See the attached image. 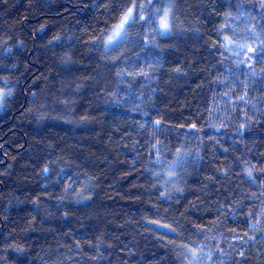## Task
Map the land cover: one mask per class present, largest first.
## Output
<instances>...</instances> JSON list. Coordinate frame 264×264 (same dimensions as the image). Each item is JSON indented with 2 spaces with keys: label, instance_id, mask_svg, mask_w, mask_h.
<instances>
[{
  "label": "trees",
  "instance_id": "obj_1",
  "mask_svg": "<svg viewBox=\"0 0 264 264\" xmlns=\"http://www.w3.org/2000/svg\"><path fill=\"white\" fill-rule=\"evenodd\" d=\"M105 2H0V37H13L10 55L0 47V75L19 78L0 112V264H182L172 239L219 246L225 254L212 264H236L241 250L250 264H264V241L241 247L239 240L249 232L243 213L264 208L250 198L258 185L236 175L239 168L222 175L236 157L255 160L264 153V81L210 46L226 14L236 17L235 6L249 0H179L200 31L161 39L157 49H134L140 64L158 61L149 80L116 77L123 64L113 66L102 47L85 43L104 28ZM65 53L72 56L69 65L61 62ZM245 84L247 105L237 101ZM240 109L257 113L242 135ZM156 120L161 128L153 137ZM191 123L203 131L193 135ZM157 139L163 142L158 162ZM178 147L190 154L170 178ZM37 197L38 205L32 203ZM202 232L215 239L205 241ZM97 238L98 261L86 247Z\"/></svg>",
  "mask_w": 264,
  "mask_h": 264
},
{
  "label": "snow or ice",
  "instance_id": "obj_2",
  "mask_svg": "<svg viewBox=\"0 0 264 264\" xmlns=\"http://www.w3.org/2000/svg\"><path fill=\"white\" fill-rule=\"evenodd\" d=\"M0 2L7 4L8 0H0ZM101 7L108 16L104 21V28L85 43L91 48L102 47L105 53L104 59H110L113 66L123 64V67H120L115 73L116 77L121 79L143 77L145 80H149L157 71L158 61L149 62L145 59L144 64H140V52H134V49L139 48L141 51L157 49L160 47L161 39L182 36L187 32L199 33L200 31L199 28L194 27L187 20L185 12L180 7L179 0H106ZM235 7L237 16L233 17L231 13L226 14V20L216 28L215 39L212 40L210 46L219 51L221 56H224L225 53H231L230 57L226 56L225 58H234L238 66H245L251 78L258 77L260 81H264V0H249L248 3L237 4ZM229 20L242 23L244 25L243 29L238 30L233 27ZM257 20H259V25L254 23ZM54 39L59 41L60 37L57 36ZM12 40L13 37L10 35L6 39L0 37V47H3L4 52L9 55L12 53V47L10 46ZM205 43H208V41ZM20 44L22 46L23 42L21 41ZM112 53H117V55L112 57ZM130 53H133V55H129ZM61 62L64 65L71 64L73 62L72 56L65 53L64 57L61 58ZM256 65H260L259 72L256 71ZM174 71L180 73L182 69L176 67ZM252 82L255 83L256 80L253 79ZM18 86V77L13 79L11 74L0 75V107H3L8 99L16 94ZM79 87L80 85H77V89ZM224 95L227 96L228 93H224ZM33 96L35 97V93H33ZM247 97L248 85L245 84L244 93L238 96L237 101L247 105L249 103ZM62 103H67V101H62ZM252 107L255 108L256 105L253 104ZM240 111L243 113L245 123L239 124L237 131L242 135L243 130L256 121L257 113L254 112L252 116H249L247 109H240ZM260 115H264V111H260ZM82 119L87 120V116L82 117ZM180 127L183 128L184 125H180ZM220 127H223V124ZM160 128L161 121H153L151 135L156 137ZM189 131L193 135H198L203 129L197 128L195 123H191L189 124ZM152 147L157 153L158 162L163 142L157 139ZM189 154L190 150L186 152L182 147L176 148L175 159L169 165L168 175L170 178H175L178 175V169L186 166V158ZM235 168L240 169L236 175L246 179L250 185H258V195L253 193L250 198L259 199L264 204V179H261V174H264V153H261L260 157L255 160L244 154L236 157L232 162V166L223 169L222 175L228 177L229 173L234 171ZM43 171L47 173L50 169L45 167ZM176 190L181 191L182 189L177 188ZM65 191H67V188ZM78 195L82 196L83 193H78ZM246 198H248L247 194ZM32 203L38 205L39 197ZM64 215H67V213ZM243 215L245 217L244 222L248 224L249 232L253 234L249 235V232H244L239 237V240L242 241L241 247L246 244L264 241V208L261 209L259 214L248 211ZM218 220L219 218L212 223V227L216 226ZM151 223L158 222L152 221ZM164 227L168 228L171 233H175L177 236L180 235L176 232V228L171 225H164ZM208 231H211V228ZM230 231L234 232L235 230L231 229ZM201 234L205 236V241L215 239L214 235L210 237L206 232ZM169 243L174 245L177 258L182 260V264H212L214 256L225 254L219 246L213 249L212 246L197 241L177 245L175 239H172ZM76 245V251L84 254V248L79 246L80 241H76ZM101 246L102 241L99 238H97L96 243L86 240V247L95 252V255L89 257L90 259L98 261L103 258ZM112 247L111 244L107 245L109 249ZM229 247L235 248L234 245H229ZM13 248L17 252H23V249L19 246L14 245ZM260 251L264 254V247ZM239 257L240 259L236 261V264H250V258L245 255V251H239ZM54 264H65V262L57 259Z\"/></svg>",
  "mask_w": 264,
  "mask_h": 264
},
{
  "label": "rangeland",
  "instance_id": "obj_3",
  "mask_svg": "<svg viewBox=\"0 0 264 264\" xmlns=\"http://www.w3.org/2000/svg\"><path fill=\"white\" fill-rule=\"evenodd\" d=\"M230 24H231V23H230ZM230 54H231V53H230ZM1 108H2V107H0V112H2Z\"/></svg>",
  "mask_w": 264,
  "mask_h": 264
}]
</instances>
